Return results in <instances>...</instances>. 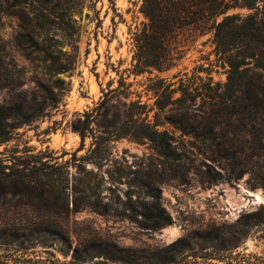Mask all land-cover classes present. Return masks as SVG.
<instances>
[{"label": "rangeland", "instance_id": "1", "mask_svg": "<svg viewBox=\"0 0 264 264\" xmlns=\"http://www.w3.org/2000/svg\"><path fill=\"white\" fill-rule=\"evenodd\" d=\"M66 1L68 12H74L75 29L71 32H75V36L61 46L71 54L77 51V60L71 72L60 76L66 86L64 97L59 108L51 110L49 116L23 126L10 141L1 144L0 158L2 153L12 150L45 153L48 154L44 156L46 160L50 159L49 155L53 156L55 160L50 161L51 164L58 162V165H63L61 169L55 168L57 176L63 180L69 176L71 209L85 186L84 180H90L103 183L98 193L105 198V202L117 200L118 195L123 197L129 192L133 200L140 204L163 208L171 216L172 223L156 230L143 229L137 222L119 213L101 215L91 208L72 211L67 216L49 212L39 217L19 198L10 196L6 201L0 199L4 224L45 219L63 224L75 244L84 238L97 236L149 254L186 238L192 249L190 252L198 256H190L186 264H225L217 259L218 255L214 259L204 258L206 253L233 257L234 263L239 261V257L254 263L257 261L252 257L264 258V222L257 215L264 209V187L252 188L250 183L253 172L260 170L264 162V157H261L264 148L261 149L259 143L261 138L264 144V114L256 121L250 114L244 115L242 120L237 116L222 119L221 133H226L234 149L240 150L238 155L243 165L238 170H248L240 179L229 178V161L212 162L208 157L215 156L214 152L206 147L199 149L200 140L192 135H181L169 123H164L160 129H167L175 136L182 152L179 160L165 159L147 140L137 141L131 137L109 140L125 119L124 103L134 101L148 108L154 106L159 80H167L175 86H178L180 78L186 79V76L194 78L196 85L203 82L198 76L205 81L212 78L214 83L224 84L227 81L228 67L217 54L210 25H191L179 32L175 41L177 60L173 67L164 71L149 69L136 76L132 73L135 52L132 33L146 21L142 0ZM24 8L12 15L0 12V78L15 87L12 91L0 86V105L4 106L11 103L13 93L24 92L31 100L36 91L38 63L28 57L19 44L20 35L26 33L24 28L30 9L29 6ZM65 20L67 24V16ZM122 78L129 85V99L112 94L104 102L105 93L118 88ZM262 82L264 77L259 84ZM257 84V81L254 82L253 87ZM168 114L188 130L196 124L190 114L183 115L178 111ZM153 115L154 112L150 114V119ZM160 120L163 121L162 118ZM242 122H245V128ZM79 132L87 134L85 148L80 151ZM94 141L98 152L91 154ZM83 156L101 165L98 168L95 164H88L87 169L94 171L93 176L84 171L85 161L79 160ZM67 161L70 163L65 165ZM213 169L220 171L222 176L213 179L207 174ZM102 178L105 181L102 182ZM235 229H248L249 234L241 237L238 248L218 252L216 248L224 241L231 246L236 244L229 234ZM218 233L220 237L214 239L204 236H216ZM13 244L8 241L0 245L1 253L13 256L10 264H17L23 259L31 260L29 264L58 263L57 259L61 264L73 261L72 252L67 257L57 252L55 258L41 252L21 257L14 255ZM40 250L42 247L38 246L35 251ZM97 261L95 259L91 264Z\"/></svg>", "mask_w": 264, "mask_h": 264}, {"label": "trees", "instance_id": "2", "mask_svg": "<svg viewBox=\"0 0 264 264\" xmlns=\"http://www.w3.org/2000/svg\"><path fill=\"white\" fill-rule=\"evenodd\" d=\"M26 6L30 8L24 28L26 33L20 35L19 44L26 55L38 63L41 78L38 76L36 80V91L31 100L24 92L13 93V100L9 105H0V145L10 141L23 126L47 117L51 110L59 108L66 92L65 82L60 76L71 72L77 60V51L71 54L61 46L75 36V32H71V29H75L74 12H68L67 1L0 0V12L7 15L23 11ZM142 13L146 21L132 33L135 48L134 75L144 74L149 69L164 71L173 67L177 60L175 41L179 32L191 25H210L217 54L228 67L227 81L224 84L214 83L212 78L205 81L198 76L203 82L196 85L194 78L186 76V79L180 78L178 86H175L167 80H159L154 106L148 108L134 101L124 103L125 119L109 140L125 137L137 141L147 140L165 159L179 160L182 152L175 136L167 129H160L164 123H169L181 135H192L200 140L199 149L206 147L214 152L215 156L208 157L212 162L222 159L229 161L230 173L225 170L229 178L240 179L248 170H238L243 165L238 155L240 150H235L230 143L231 139L227 138L226 133H221L224 124L222 119L225 116H237L242 120L244 115L250 114L254 117L253 121H256L264 114V82L259 84L264 77V0H142ZM256 81L258 84L253 87ZM0 86L15 90L13 84L1 78ZM128 87L122 78L118 88L105 93L104 102L112 94L129 99ZM173 111L192 115L196 124H192L190 130L184 124L178 125L168 114ZM152 112L153 119H150ZM242 124L245 128V122ZM79 134L82 144L80 151L85 148L87 134ZM259 143L263 149L261 138ZM95 145L94 141L91 154L98 152V146ZM201 153L205 155V152ZM2 154L0 199L6 201L10 196L19 198L24 205L34 209L39 217L49 212L67 216L72 211L91 208L101 215L119 213L134 220L143 229L156 230L172 223L171 216L163 208L140 204L133 200L129 192L123 197L118 195L117 200L105 202V198L98 193L103 183H93L90 180H84L85 186L81 188L80 197L75 200L71 209L69 176L64 180L57 176L55 168L61 169L63 165H58V162L51 164L50 161L55 160L53 156L49 155L50 159L46 160L44 156L48 154H34L31 150H12ZM261 157L264 155L261 154ZM79 160L85 161L83 169L90 176L94 175V171L87 169L89 163L101 167L88 156ZM69 163L67 161L65 165ZM66 173L69 174V170L66 169ZM207 174L213 179L222 176L215 169L207 171ZM250 183L252 188L264 187V162L260 170L253 172ZM58 210L60 212H56ZM257 215L264 222V209ZM229 234L234 237L236 244L231 246L224 241L216 248L218 252L238 248L237 243L241 237L248 236L249 230L235 229ZM204 236L212 239L220 237L219 233L216 236ZM8 241L15 243L14 255L21 257L36 252L49 254L54 258L57 252L67 257L72 252L73 261L70 264H91L95 259H98L95 264H186L190 256H197L195 252H190L192 249L186 238L179 239L162 251L149 254L97 236L84 238L75 244L66 227L59 222L37 219L4 224L0 213V245ZM38 246L42 250L35 251ZM12 257L0 251V264H10ZM204 258H217L225 264H264V258L261 257H252L256 259V263L245 257H239V261L234 263L233 257L222 256L220 253H206ZM57 262L41 264H61L58 259ZM29 263L31 260L23 259L17 264Z\"/></svg>", "mask_w": 264, "mask_h": 264}]
</instances>
